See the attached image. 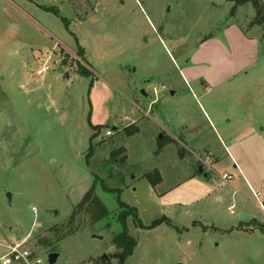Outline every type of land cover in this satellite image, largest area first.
Returning <instances> with one entry per match:
<instances>
[{
    "label": "rangeland",
    "instance_id": "1",
    "mask_svg": "<svg viewBox=\"0 0 264 264\" xmlns=\"http://www.w3.org/2000/svg\"><path fill=\"white\" fill-rule=\"evenodd\" d=\"M255 15L236 0H0V258L20 243L41 264L51 251L55 264H264V29ZM225 29L227 41L236 29L248 39L224 44L234 57L241 47L255 60L209 90L223 95L218 111L230 120L218 136L199 80L184 82L182 68L202 39ZM202 55L227 60L218 47ZM182 118L196 123L213 170L200 173V157L160 128L176 134ZM95 178L106 187L96 181L109 212L100 219L95 202L77 208ZM120 212L135 239L122 262L113 242ZM163 215L171 224L147 227Z\"/></svg>",
    "mask_w": 264,
    "mask_h": 264
},
{
    "label": "crops",
    "instance_id": "2",
    "mask_svg": "<svg viewBox=\"0 0 264 264\" xmlns=\"http://www.w3.org/2000/svg\"><path fill=\"white\" fill-rule=\"evenodd\" d=\"M230 29V28H229ZM226 30H223L222 36H216L214 38L209 37L202 39L200 41V44L198 47H196L184 60V66L182 68V77L184 82L188 83L190 81H198L200 87L203 88L202 92V98L204 99L207 107L204 108V118L208 122L209 126L211 129L216 132V134L219 136V132L221 130L225 129V124H223V121L225 120L226 123H229V119H226L228 117L227 114L223 112L218 111V102L219 98H221L223 95L220 93H210L212 89H210L213 86L216 87H222L230 80L234 78V76L238 75L239 72L244 71L245 68L249 67L250 65L253 64L254 60L250 62H246V51H244V48H241L240 46V51L237 56L234 57V53L232 50H228V48L224 44H228L229 42V48H231L230 41L232 40V45H235L236 39L239 40L240 42L243 41H248V39H245L241 34V31L239 29H236L234 33L235 36L231 38H228V41L226 39ZM236 35L238 38H236ZM208 39V40H207ZM230 39V40H229ZM207 40V41H206ZM253 43V41H251ZM251 43V44H252ZM205 46V47H203ZM203 47V48H202ZM213 47H218L221 51H223L226 55V61L224 60H214L210 58L208 55H202L203 49H211ZM253 48V45H251V50ZM82 51V49H79ZM239 50V49H238ZM255 50H257V45L255 43ZM82 57V56H81ZM224 59V58H223ZM199 70H203L202 72ZM209 90H211L209 92ZM175 91V90H174ZM177 92L173 95H175ZM154 101V99L152 100ZM142 112L147 111L141 108ZM145 113V112H144ZM151 113V111H150ZM157 116L159 115V111L154 112ZM150 116V114H149ZM161 117V116H159ZM160 119V118H159ZM161 120V119H160ZM135 121H133L134 123ZM178 123V128L176 130V134L173 132L169 131L168 128L164 127L163 125H160V128L164 131H166V136L169 137L170 139L176 140L179 142L183 147L187 148L190 152H192L197 159L202 160V169L205 171L206 169H211L213 170V164L211 162L214 161V154L211 152L210 149H207V147H204L203 145H200L198 141H195V128L197 127L196 123L191 122L190 120H187L186 118H182ZM189 145L195 146L196 150L194 151L193 148L188 147ZM197 151V152H196ZM199 164H197L198 166ZM212 165V166H211ZM206 167V168H205ZM238 169V168H237ZM239 174L242 176L243 180L250 185L248 180L246 179L245 175L243 174L240 169H238ZM231 175V174H230ZM232 176V175H231ZM230 187L233 189L234 192H238V188L235 186ZM256 194H259V192H256ZM245 202H248L249 200L245 198L244 196H241ZM218 199L221 200V196H218ZM246 212V210H245ZM247 215V212H246ZM167 217V216H166ZM168 218V217H167ZM248 219V216L246 217ZM255 218H251L250 220H254Z\"/></svg>",
    "mask_w": 264,
    "mask_h": 264
},
{
    "label": "trees",
    "instance_id": "3",
    "mask_svg": "<svg viewBox=\"0 0 264 264\" xmlns=\"http://www.w3.org/2000/svg\"><path fill=\"white\" fill-rule=\"evenodd\" d=\"M236 1L239 4L250 3L252 5V7L255 9L256 18H255L254 22L256 24L262 25L263 29H264V5L261 2V0H236ZM44 8L46 10H50V11H53L55 13L58 12V9L55 8V7L45 6ZM61 19L67 25L68 21L65 19V17H61ZM78 52H79L78 54L82 56V51L79 50ZM81 59H83V58L81 57ZM76 65L78 67L77 70H78V73L80 75H84V76H87V77L92 75L91 71L84 64H82L81 62H77ZM93 128L96 129V126L93 127ZM130 129H131L130 125L127 128H124L125 132L130 131ZM92 152H93V146L90 145L89 149H88L87 157L90 156ZM145 177L149 180L151 185H155L159 181V177L157 179H155V180L152 179L151 178V174H145ZM97 180L99 181V183L102 186V188L106 189L104 183L99 178H95V180L93 182V185L85 193V195L83 196L82 200L79 202L77 208H80L82 205L86 204L87 202H95L97 204V207H98V216H97V218L100 219V218L106 217L109 212L106 209V207L104 206V204L95 195L94 189H95V184H96ZM111 191L119 192L120 189L119 188L111 189ZM118 206L126 207V206H124V202H122L121 200H118ZM132 210L133 211H132L131 215H132L134 221L137 224L142 225V223L139 220L138 215L136 213V209L132 208ZM126 218H127L126 215L123 214L122 212H120L118 214V220L121 222L122 230L113 237V242H115L117 245L122 247V251L118 255L120 262H122L132 252V249H133V247L135 245V239L128 233V230H127V227H126V223H125ZM162 222L171 224L170 223V219L163 215V216H161L159 218H156V219L152 220L150 225L147 226V227H154V226L159 225ZM104 264H110V263L109 262H104Z\"/></svg>",
    "mask_w": 264,
    "mask_h": 264
},
{
    "label": "built area",
    "instance_id": "4",
    "mask_svg": "<svg viewBox=\"0 0 264 264\" xmlns=\"http://www.w3.org/2000/svg\"><path fill=\"white\" fill-rule=\"evenodd\" d=\"M111 133L112 132L110 130L106 131L107 136L111 135ZM220 178L224 182H226V181H230L232 179V176L230 174L223 173L220 176ZM259 205H260L261 215L264 217V204L260 202ZM228 210L230 212H233L234 206L233 205L228 206ZM6 247L8 251L3 256H1L0 258L1 264H10L11 262H21L22 264L42 263L40 257L32 256L31 251L22 248L20 243L9 244Z\"/></svg>",
    "mask_w": 264,
    "mask_h": 264
},
{
    "label": "water",
    "instance_id": "5",
    "mask_svg": "<svg viewBox=\"0 0 264 264\" xmlns=\"http://www.w3.org/2000/svg\"><path fill=\"white\" fill-rule=\"evenodd\" d=\"M151 79H152V78L147 79V80H145L144 82H147V81L149 82V81H151ZM174 93H175L174 90H170V94H171V95H173ZM140 94H141L143 97H145L146 99L150 100V101L153 100V97L150 96L149 93H147L146 90L143 89V88L140 89ZM197 167H198V171H199L200 173H202V172H203L202 165L199 164ZM239 217H240L241 220H244V219H246L247 215H246V213H245L244 211H241ZM93 236L96 237L95 235H93ZM58 258H59V253H58V252H56V251H51V252H49V253L47 254V264H55ZM107 259H108L107 255L103 254V255L101 256V260H102V261H105V260H107Z\"/></svg>",
    "mask_w": 264,
    "mask_h": 264
}]
</instances>
